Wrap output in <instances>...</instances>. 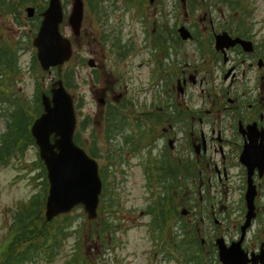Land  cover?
Returning <instances> with one entry per match:
<instances>
[{
	"label": "flooded vegetation",
	"instance_id": "1",
	"mask_svg": "<svg viewBox=\"0 0 264 264\" xmlns=\"http://www.w3.org/2000/svg\"><path fill=\"white\" fill-rule=\"evenodd\" d=\"M185 2L192 13L179 0L144 4L151 22H143L126 0L117 25L105 18L103 47H118L117 62L129 61L135 73L120 80L101 62L100 78L109 83L98 114L103 171L105 160L117 158L120 186L133 170L142 181L146 204L138 216L147 221L139 224L158 240L138 253L139 264H221L215 239L238 238L250 181L259 234L242 246L249 264H261L252 254L264 253V13L255 18L257 4L249 2L247 18L238 20L213 0ZM181 26L189 39L177 33ZM222 34L231 40L218 44ZM115 86L118 94L107 96ZM108 173L116 177L111 162ZM122 249L124 264L130 254L125 243Z\"/></svg>",
	"mask_w": 264,
	"mask_h": 264
},
{
	"label": "rangeland",
	"instance_id": "2",
	"mask_svg": "<svg viewBox=\"0 0 264 264\" xmlns=\"http://www.w3.org/2000/svg\"><path fill=\"white\" fill-rule=\"evenodd\" d=\"M44 1L47 0H41V3ZM61 1L65 8V15L68 17L71 11L72 0ZM217 1L222 3V7H227V4L229 3L227 0ZM248 1L251 4H257L256 7L258 8L255 9V18L259 17V14L264 13V0ZM124 2L125 0H105L104 2L100 3V5H104L103 11L107 14L105 15V18H108L110 24L112 22V18L115 20L116 25L118 20L121 17L123 18L122 10L127 6L125 3L124 7ZM146 9L150 8L146 7ZM224 10L227 13L228 18L233 16L232 8H224ZM145 13V16L141 17V21L151 22L150 11L145 10ZM23 17L24 23L22 26L13 25L10 23L8 18L0 17V34L2 33V35L5 37L13 34L16 38L24 30L26 31L25 34L28 33L29 29L31 28V24L30 21L25 18V15ZM123 24L125 26L122 29V33H126L128 32V26L125 21H123ZM96 26L97 25L93 21V16L89 12H85L80 35L78 37H74L67 24V21L64 22V25L61 27V32L72 41L73 55L72 58L62 66L60 72L71 70L75 73L73 86L69 90V93L73 96L74 104L78 103V112L76 111V114L78 113L80 120H83L85 115L90 117L91 128L93 129V137L98 139V146L96 147L98 151H100L103 146L104 141L102 138H104V136L101 131L102 125L100 126L98 118L100 111L99 99L101 96V87H104V85L105 87L109 86V83L107 82L108 80L105 79L104 84V82L99 77L101 74V62L104 60L105 65H108L110 68H112L113 72L120 78V80L124 76L130 77L135 73V70L133 67H129V61L123 60L122 62H117L116 53L118 47L117 49H111V47H103L101 45V39L98 33L95 31ZM90 30H93L94 34ZM30 49L31 48L26 47L21 50L20 65L22 73L19 75V77H17L14 87L10 88L13 92H17V94L19 92L23 98H29L34 95L37 78L40 81V88L42 90H47L50 88V84L52 81H54V78L56 79L59 74L56 70H52L50 74L31 71L32 51ZM89 58L95 59L97 69H92L88 66ZM123 72H127L128 74ZM91 75L93 77L97 76L99 82L91 84ZM5 89L9 90L8 88ZM107 89L108 91H106V95L109 97H111V94H118L119 91V89H116V86L114 87V90L109 88ZM3 128L4 125L2 122H0V132L3 130ZM91 128H88V130L85 131L81 136V141L87 148L90 147L88 146V142L92 140L91 136L89 135ZM107 136L110 135L106 133L105 138H107ZM36 160L37 148L35 146H30L25 151L24 155L20 157V159H15L9 162L6 166H0V238L9 224V220L11 218L10 211L19 206L23 201L28 200L35 192H38L39 194L41 192V189L37 187L35 188L33 185L35 184L33 183L35 182V178H33L34 176L32 175H34V173L36 175V172L39 171L38 166H36ZM99 161L98 162L100 164H103L101 159ZM110 162L112 170L116 174L115 178H111L110 174L108 173ZM117 162V158L113 159L112 161L110 159L105 160V198H110L111 200L115 201L116 208L112 209L111 211H118L116 215L111 212V216L105 218L109 222H112L115 227H113V239H111V242L108 241L107 245L105 244V248L102 251L105 252L103 257L105 261L102 262V264H117L119 262V257L121 256L120 248L123 246V243H126L125 247L127 253L132 254V252H134L137 255L143 250V248L147 246L151 236V234L147 233L144 227L139 224L140 222L147 221L146 218L141 219L138 216L139 211L136 212L138 218L132 220L136 221V223H132L125 219L123 211H128L132 208H136L137 210L138 208L145 206L146 203L143 200L145 191H143V184L140 176L135 172V170L128 174L124 181L125 184L120 186L119 179L121 169H118L114 166ZM33 170H36V172H32ZM118 202H120V204ZM261 204L264 205V201H262ZM236 212L237 211L234 209L233 213L236 214ZM72 217L75 224L82 222L84 225H87L88 219L86 218L82 208L76 207L72 212ZM235 218L236 217L234 216H230L229 218H226V221L231 223L232 219L235 220ZM117 221L120 222L122 230H120ZM262 222L263 218L261 217L259 219V227ZM123 228H126V230L124 231ZM258 234V222H252V227L247 231L244 242H247V244L254 243ZM73 245V237L71 236L68 238L65 244V252L60 254L61 257H59V255L54 259L53 262L39 261L37 264H61L64 254L69 253L73 248ZM86 247L88 252L97 251L99 253L103 249V247H100L97 243L86 245ZM228 255L231 260L234 262L237 261V259H235L237 255L234 251H229ZM259 255L260 252L258 253V256ZM132 257H130L128 262L132 261ZM139 262H142L141 257Z\"/></svg>",
	"mask_w": 264,
	"mask_h": 264
},
{
	"label": "trees",
	"instance_id": "3",
	"mask_svg": "<svg viewBox=\"0 0 264 264\" xmlns=\"http://www.w3.org/2000/svg\"><path fill=\"white\" fill-rule=\"evenodd\" d=\"M36 1L0 0V17L10 13L13 16L12 21L15 24H20L22 7L26 3ZM83 1L89 5L92 11H96V20L100 22L103 15L100 12L99 2L105 0ZM145 1L138 0L139 7L143 6ZM227 1L229 2L227 8L237 7L240 9V4L244 0ZM28 38V35H20L17 39L10 36L4 38L2 33L0 34V118L7 126V132L1 135L0 160L15 155V152H22L26 145L32 143L28 126L41 111L38 94L34 95L32 103L25 108L24 99L10 89L14 87L21 70L17 53L21 47L27 44ZM32 63H35L34 59H32ZM68 78L69 72L66 71L64 73L66 85H68ZM39 164L41 165V163ZM41 167L43 173L41 193L35 194L13 212L10 225L0 242V264L53 262L61 253L65 252V244L71 236L74 242L73 248L69 253L64 254L61 264H102L103 261L96 252L89 253L86 245L97 243L104 248L105 244L107 245V242L113 239L115 225L105 218L110 217L113 213L110 209L116 207L115 201L105 198V185H103L100 195V205L95 220L88 221L87 225L82 222L75 224L72 217L73 210L47 222L43 217L47 182L43 166L41 165Z\"/></svg>",
	"mask_w": 264,
	"mask_h": 264
},
{
	"label": "water",
	"instance_id": "4",
	"mask_svg": "<svg viewBox=\"0 0 264 264\" xmlns=\"http://www.w3.org/2000/svg\"><path fill=\"white\" fill-rule=\"evenodd\" d=\"M28 16L32 9L27 10ZM43 20L33 46L37 48V59L43 68L62 65L71 55L70 41L61 36L58 25L62 20L61 4L59 0H50L48 8L42 13ZM83 17L81 0L73 1V8L69 17L75 34L79 33ZM44 113L33 123L31 133L39 146L40 157L44 161L49 179V193L46 201V218L52 219L60 213L68 212L77 204H82L87 217H96L98 196L101 182L97 173L96 163L86 154L74 146L72 134L75 127L72 101L63 88L61 80L52 85L51 98L42 96ZM53 136V144L50 135ZM253 216L251 200L248 201L247 221L242 231L249 224ZM239 241L233 244L232 251L237 255L231 260L223 251L224 264H246L245 254L240 250ZM222 240H218L221 242ZM225 253V254H224ZM233 259V258H232Z\"/></svg>",
	"mask_w": 264,
	"mask_h": 264
}]
</instances>
